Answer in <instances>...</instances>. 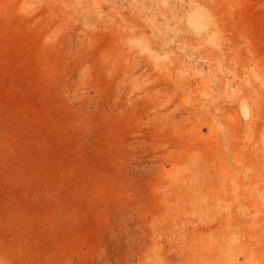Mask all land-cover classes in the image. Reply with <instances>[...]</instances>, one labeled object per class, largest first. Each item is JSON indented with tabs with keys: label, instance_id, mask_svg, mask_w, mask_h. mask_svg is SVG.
<instances>
[{
	"label": "rangeland",
	"instance_id": "374dc122",
	"mask_svg": "<svg viewBox=\"0 0 264 264\" xmlns=\"http://www.w3.org/2000/svg\"><path fill=\"white\" fill-rule=\"evenodd\" d=\"M0 264H264V0H0Z\"/></svg>",
	"mask_w": 264,
	"mask_h": 264
},
{
	"label": "bare ground",
	"instance_id": "6f19581e",
	"mask_svg": "<svg viewBox=\"0 0 264 264\" xmlns=\"http://www.w3.org/2000/svg\"><path fill=\"white\" fill-rule=\"evenodd\" d=\"M213 169V168H212ZM219 201V200H218ZM219 203V202H218ZM173 209V208H172ZM175 213V212H174ZM216 232V231H215ZM221 235V234H220ZM260 235V234H259ZM255 237V236H254ZM253 240V239H252ZM262 240V239H261ZM237 242V241H236Z\"/></svg>",
	"mask_w": 264,
	"mask_h": 264
}]
</instances>
